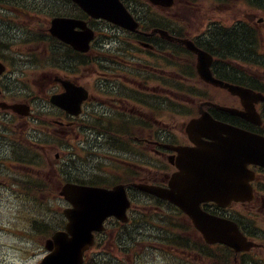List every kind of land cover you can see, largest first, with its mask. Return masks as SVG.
I'll list each match as a JSON object with an SVG mask.
<instances>
[{
    "label": "flooded vegetation",
    "instance_id": "obj_1",
    "mask_svg": "<svg viewBox=\"0 0 264 264\" xmlns=\"http://www.w3.org/2000/svg\"><path fill=\"white\" fill-rule=\"evenodd\" d=\"M86 18L84 14H78ZM89 25L94 26V20L86 18ZM149 31L143 30L136 35L128 37H118L121 43V53L110 54V57L104 59V63L99 62V66L105 69L103 72L105 82L98 84L92 83L90 97L87 101L88 109L92 113H98L105 118H99L100 122L104 124L92 125L91 136L98 139H113V138H128L132 140L131 149L136 154V167H141L140 156L144 150H150L158 158L169 160L173 151L167 148V144L172 143V138L176 132L175 126V112L174 110L168 112L166 115L158 113L160 107L164 110L168 105L174 104L176 100V83L175 71L171 69L175 64L176 41H168V39L161 37L159 34H148ZM124 40L129 42V49L133 47H140L147 50V54H153L156 59L152 64L144 63L142 54H135L133 58L127 59L125 56L129 52L127 46L123 43ZM147 43L149 48L144 47ZM116 42H109L105 48L109 51H115ZM41 47V62L39 67H33L32 71L26 76L34 75L28 83L16 82V77L13 75H3L0 77V102L8 104H22L19 109L20 112L26 111L29 106L30 111L28 115L15 113L12 109H4L0 105V150L7 153L13 152V147L25 140L33 145L38 146V149L43 152L41 148L43 144L39 143L43 140V132L47 129L49 132L56 134V136L65 137L69 141V136H78L79 132V118L71 116L66 112L60 110L56 106L49 104L51 96L64 91L61 83L57 79H71L77 84H82L77 77H70L68 74H57L48 77V80L43 82V40ZM79 54L72 55V63H66L61 70L74 72L79 68ZM114 57V58H113ZM167 63L168 70L164 72L167 74L166 80H160V68L158 64ZM31 64V62H30ZM96 56L90 54L88 56V65L93 67V72L96 74ZM146 71V73L144 72ZM215 73L218 75L220 71L216 66ZM222 71V69H221ZM12 74V72H11ZM163 75V77H164ZM228 82L234 81V77H222ZM202 83V82H201ZM83 85V84H82ZM201 85V84H200ZM204 88L209 87L208 94L204 101H200V94L197 97L198 107L200 111L201 104L205 101H210L217 104H225L227 106H236L237 99L241 107L240 99L230 94L222 95L221 88L215 87L208 83H202ZM233 100L235 103H224L223 99ZM145 108L151 112L152 116L145 115ZM85 108V107H84ZM204 108L210 111L218 120H224L229 123L242 125L250 129L256 130V126L240 117L224 113L213 105H204ZM84 112V111H83ZM89 116V113H88ZM167 117V120H166ZM50 122L48 126L46 123ZM150 122L156 124L149 127ZM43 124H45L43 126ZM114 124V126H112ZM145 124L148 125L145 127ZM149 127V128H148ZM8 138L7 143H1ZM125 144L127 142L124 140ZM185 143L181 139L175 141L174 144ZM185 144H191L189 140ZM101 151H105L104 146H99ZM18 168H30L35 172V169L29 164L18 163L13 165ZM160 172V182L165 184L168 180L167 172L162 169H151ZM176 169L173 167L174 172ZM137 172L136 170H132ZM40 175L41 172L38 171ZM43 175V174H42ZM133 177V176H131ZM133 183V182H130ZM129 183V184H130ZM255 188V197L252 203L253 208L263 214L260 217L264 223V184L257 180L253 184ZM205 207L212 211H217L225 215H230V210L220 209L213 203L205 204ZM257 235L256 232H252ZM261 245L257 247L259 255L264 253Z\"/></svg>",
    "mask_w": 264,
    "mask_h": 264
},
{
    "label": "water",
    "instance_id": "obj_2",
    "mask_svg": "<svg viewBox=\"0 0 264 264\" xmlns=\"http://www.w3.org/2000/svg\"><path fill=\"white\" fill-rule=\"evenodd\" d=\"M82 7L87 9L95 16H103L114 20L123 25L129 26V17L120 8L119 5H112L111 0H75ZM73 22L65 21L63 19H56L53 26L54 33H62L63 29L72 27ZM66 33V32H65ZM198 54L199 57V71L201 75L208 81L215 82L211 78V74L208 67L209 59L206 54L200 50H197L192 45L189 46ZM235 93L243 94L244 91L230 87ZM194 125V124H192ZM221 132H227L230 140L237 141V149L239 154L250 153L256 149V146L261 145L264 148V140L255 137L256 141H252L241 135V132L230 129H222L219 134L215 136L217 146L199 147L200 150L196 152L185 151L182 163L180 167L182 173L179 176L180 183L173 185L171 190L154 191L161 196L170 199L185 211H187L195 220L197 227L204 233L205 237L210 242L223 241L230 245L239 247L242 244V237L237 233L233 225H228L224 222L211 220L212 217L208 216L199 209L200 198L206 193L210 181H203L202 177L204 172L200 169V159L202 156H209L211 154L221 155L223 150H228L226 144H224V138ZM252 138H254L252 136ZM196 141V140H195ZM220 149H219V148ZM68 189L73 193L80 194L79 200L71 199L75 205L70 213V217L73 224L80 226L79 237L71 242L69 239L67 242L60 236L59 243L56 245V251L43 260L42 264H80L84 249L92 241L89 232L93 227L101 224L103 219L111 214H115L120 217L125 215V200L124 195L120 188H116L114 191H102L99 189L85 188V187H72ZM74 190V191H73ZM231 197H236L234 193H230ZM69 215V211L67 212ZM52 246L50 245L49 248Z\"/></svg>",
    "mask_w": 264,
    "mask_h": 264
},
{
    "label": "rangeland",
    "instance_id": "obj_3",
    "mask_svg": "<svg viewBox=\"0 0 264 264\" xmlns=\"http://www.w3.org/2000/svg\"><path fill=\"white\" fill-rule=\"evenodd\" d=\"M245 9L247 8H242V10ZM215 11V8H210V10L208 9L199 15L192 10H188L182 16L178 17V19L182 20V23H185L188 27L191 26L194 27L195 30H199L204 25L205 20L213 18ZM242 14L243 16H248L247 19L255 22L264 16L259 10L242 11ZM223 16L224 19L228 21L235 18L234 15L226 12L223 13ZM43 71L45 72V70ZM188 111L193 112L190 106ZM183 118H178L177 124L179 126L185 119H187V117H185L184 120ZM78 153L81 154L80 150ZM111 156L114 157V155ZM110 169L109 165H106L103 168L104 171H109ZM46 170L45 180L55 186L57 180L56 171L51 167H46ZM44 194L51 193L46 192ZM55 199L49 201L48 197L43 195L41 201L32 200L11 203L8 199L0 198V264H36L42 258V255L44 256V253H42V249H44L42 239L44 237L39 230V224H41L43 219L51 224L49 218H54V215L59 210V203L53 202ZM171 215L175 216L174 214ZM33 220L35 221V224L34 227H31ZM51 220L56 221L54 219ZM143 227L151 228L149 224H146ZM192 234H195V237L198 235H196V233ZM115 236L116 235H112L111 238ZM150 245L154 246V244ZM155 246L164 251H170L165 245L155 244ZM137 247L139 254L145 252L142 243H139ZM98 253L104 259L116 260L120 258V254L112 248L100 250ZM136 262L138 261L133 260L130 264H135ZM144 264L168 263H164L161 259L154 260L153 258H150L148 261L144 262Z\"/></svg>",
    "mask_w": 264,
    "mask_h": 264
},
{
    "label": "trees",
    "instance_id": "obj_4",
    "mask_svg": "<svg viewBox=\"0 0 264 264\" xmlns=\"http://www.w3.org/2000/svg\"><path fill=\"white\" fill-rule=\"evenodd\" d=\"M255 4L261 6V8H264V0H255ZM20 2H23V0H0V4L3 5H16ZM261 35L258 34L257 31H255V34L253 33H245L242 34H234L232 30H227L223 32L221 37H218L217 42L215 41L214 46H219L222 48V51L224 52V56L228 53L233 54H248V55H256L260 54L259 52V44L261 42ZM228 56V55H226Z\"/></svg>",
    "mask_w": 264,
    "mask_h": 264
}]
</instances>
